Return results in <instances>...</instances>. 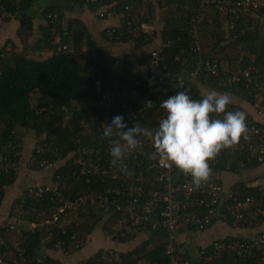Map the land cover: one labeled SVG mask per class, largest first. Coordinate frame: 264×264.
<instances>
[{
    "label": "trees",
    "instance_id": "obj_1",
    "mask_svg": "<svg viewBox=\"0 0 264 264\" xmlns=\"http://www.w3.org/2000/svg\"><path fill=\"white\" fill-rule=\"evenodd\" d=\"M199 1L153 0L146 6L141 4V0H67V3L76 9L87 8L99 20L119 15L117 18L119 24L112 26L115 29L112 36L107 35L105 27L101 36L111 42L131 43L136 50H143L145 45L152 42L154 32L150 30L149 23L154 21L155 12L160 10L158 21L162 27L160 26L156 35L165 45L163 55L167 69L177 71H184L183 66L173 58L179 48L188 44V18L190 14L202 13L203 21L197 23L201 55L216 56L220 61L227 59L232 66L238 59L237 55H234V49L243 48L246 53L240 60L241 67H251V76L260 80L264 86V0H250L245 8L244 5H240V12L237 15L230 16L224 15L217 7L200 9ZM227 1L230 0H224ZM31 5L32 0H20L17 4L12 0H0V21L9 22L17 19L19 25L16 35L21 42L33 34L35 15L30 14ZM66 11L65 5L62 4L49 5L42 10L40 15L44 21V25L40 26L42 36H39L32 47L47 49L50 52L48 56L28 55L27 45L19 51L14 41L9 38L0 46V154L10 156L20 165V156L25 153L23 139L31 132L32 137L34 136V145L43 146L40 153H37L34 147L31 149L26 162L27 169L38 171L39 168H44L41 161L52 157L54 165L49 168L51 177L59 181L58 189L63 198H73L79 190L100 189L103 183L99 179V174H93L89 181L85 182L84 176L79 173L77 155H83L87 160L91 157L96 160L100 156V165L112 160L109 155L112 145L109 141L114 137L104 138L103 135H99L100 132L103 133L104 127L98 128L99 120L90 119L99 107L89 103L97 102L102 92L111 91L114 80L109 77L110 86L102 82L99 90L95 88V82L100 76L103 79L109 76L107 69L102 67V73L99 75L94 68L97 55L103 59L105 65L106 62L85 23L77 17H67ZM98 11L103 15L100 16V13L98 15ZM145 27L149 29L145 30ZM225 41L227 44L223 45ZM63 45L67 48L62 49ZM225 46H228L227 51L222 52ZM139 56L138 63L144 64L146 53L142 57ZM130 80L129 77L124 79L122 75L117 77L119 85H127ZM209 80L211 82L207 83L208 85L204 84L206 87L220 93L226 91L217 87V79L209 77ZM199 82L203 84L202 80ZM244 86L243 81L234 83L229 93L242 97L251 105L264 106V94L255 97L253 93H248ZM149 90L151 96L145 101L151 100L153 104L146 118L142 120L143 128L156 129L159 121L165 118V110L160 107V103L169 95L181 90L173 91L161 85L150 87ZM200 90L201 86H195L187 94L192 99H200L202 97ZM116 92L122 94V97L113 101L112 106L115 110L119 109L122 102L128 108L134 109L145 102L124 94L119 88ZM152 94L156 96L153 97ZM236 110L243 112L240 107L231 103L225 109ZM244 114L245 119L248 118L249 115ZM122 116L124 119L127 118L128 112L122 113ZM82 119H86L91 131L83 127L80 123ZM252 121L264 126L262 121L256 119ZM51 150H54L52 154ZM221 155L220 161L214 167L216 172H236L259 166L264 162L258 161L256 155H250L242 150H235L232 153L225 151ZM17 173L12 170H0V206L7 187L17 181ZM233 189L254 196L264 206V190L259 189L257 185L234 186ZM27 190L28 188L13 201L10 215L15 217L16 223L24 221L28 223V227L16 232L9 224L0 225V237L6 243L19 241L24 250L25 261L20 264H60L58 260L44 255L43 249L57 250L54 242L62 241L65 253L79 250L103 218L104 234L111 235L112 240L117 243L131 240L139 230L149 234V239L130 250L114 251L111 264H143L145 260L147 264H168V259L163 253V240L166 234L160 229L146 227L138 230L122 220L124 219L122 214L99 208L97 203L87 201L76 209L69 223L65 224L61 231V228L54 224L44 223L52 209L59 203L56 197L44 194L34 198L28 195ZM31 223H34V226H30ZM49 233L51 239L44 242ZM75 245L79 247L76 250L73 249ZM102 251L104 249L98 250L78 264H108L101 258ZM259 259H261L259 254L242 258L231 251H222L206 263L257 264ZM199 262L200 259L197 264Z\"/></svg>",
    "mask_w": 264,
    "mask_h": 264
},
{
    "label": "built area",
    "instance_id": "obj_2",
    "mask_svg": "<svg viewBox=\"0 0 264 264\" xmlns=\"http://www.w3.org/2000/svg\"><path fill=\"white\" fill-rule=\"evenodd\" d=\"M12 1L14 4L20 2V0ZM151 1L153 0H141V4L146 6ZM249 1L200 0L199 7L200 9L210 8V6L217 7L224 15L230 16L237 15L240 12V5H244L245 8ZM102 15L103 13L100 12V16ZM202 21V13L190 14L187 28L188 44L179 48L174 55V61L180 63L184 71L167 69L163 55L165 45L161 43L146 52L147 58L144 64L137 63L120 70L118 75H122L124 79L127 77L131 79L127 85H119L118 76L114 79L110 75L107 79L100 76L96 80L97 90L100 89L102 82L110 86L108 79L114 80L111 91L102 92L98 101H95L99 108L90 119L99 120L98 128L105 127L113 116L127 112L128 116L124 121L128 127L133 124L143 127L142 120L146 118L149 108L144 103L137 109L128 108L122 102L119 109L115 110L112 106L113 101L122 97V94L116 92L117 88L139 101H145L151 96L150 87L161 85L173 91L181 90L187 93L193 87L201 86L200 80L208 85L211 82L209 77H213L218 80L216 81L217 87L224 88L225 93H229L234 83L243 81L248 93H253L255 97L264 94L262 82L251 76V67L242 68L240 65V60L246 53L245 49L239 48L235 65L228 67H222L216 57L201 55L197 23ZM105 28L108 36H112L115 32L112 26ZM66 48V45L62 46V49ZM97 56L94 68L101 75V68L106 69V66L103 59ZM135 74L136 76H133ZM152 96L155 97L156 94ZM210 116L219 118V115L215 113ZM85 120L82 119L80 123L86 130L91 131ZM252 120L250 116L245 119L246 138L242 135L234 145L221 149L214 158L208 161L211 169L209 178L198 188L193 187L190 175L184 174L175 166H169L167 161L159 157L150 137L141 135L138 137L141 142L140 146L131 153H125L123 159L116 164L108 162L100 165V156L96 160L93 157L87 160L83 155L76 156V162L80 164L79 173L84 176L85 182H88L93 174L100 175L99 179L103 181L100 189H82L76 192L73 198H63L58 189L59 181L50 175L48 182L30 187L27 192L34 198L44 194L56 197L59 203L52 209L44 223L54 224L57 228H61V231H63L62 227L69 223L71 216L79 206L87 201L95 202L99 208L122 214L124 216L122 220L127 221L133 228L139 230L150 227L163 231L166 234L163 240V253L168 259V264H192L185 245L177 238L180 228L203 230L210 226L216 218L226 221L233 220L242 226H252L264 219V206L254 196L235 189L225 190L217 180V173L214 170L221 159V154L225 151L232 153L235 150H242L250 155H256L258 161H264V126H259ZM144 129L146 131L155 130L154 128ZM99 135L102 136V133L100 132ZM42 146L36 144L33 147L37 153H40ZM53 151L51 150L50 153L52 154ZM41 163L44 169H49L54 165V159L49 157ZM0 170L18 172L19 164L10 156L0 154ZM31 225L34 226V223ZM49 239H51L50 233L45 237L44 242H48ZM53 245L57 250L65 249L62 241H55ZM78 248V245L73 247L74 250ZM222 251H231L242 258L259 254L261 259L257 264H264V233L246 239L226 237L210 241L197 249L199 264H207V261L215 258ZM100 254L103 260L111 264L113 252L104 249ZM24 261L25 253L19 241L6 243L0 237V264H20Z\"/></svg>",
    "mask_w": 264,
    "mask_h": 264
},
{
    "label": "crops",
    "instance_id": "obj_3",
    "mask_svg": "<svg viewBox=\"0 0 264 264\" xmlns=\"http://www.w3.org/2000/svg\"><path fill=\"white\" fill-rule=\"evenodd\" d=\"M56 4H62L66 7V15L67 17L73 18L77 17L81 19L87 28L89 29V32L95 39V41L98 43L100 47L101 54L106 62V69L112 73V78H116L118 76V73L116 72V68L118 67V60L121 55H123L122 52H119V50L123 49L125 46L127 49H130V53H133V50H136L131 43H118L115 45L109 44L102 36L101 32L104 27L106 26H117L118 20L117 18L119 15L115 16H108L106 19L99 20L94 13H91L87 10V8H79L76 9L74 7H71L67 0H32V5L30 7V14L35 15L33 18V34L27 39L25 38V42H21L20 39H18L16 35V31L19 25V22L17 19H12L7 24H4L0 27V42L3 43V39H12L14 43L17 46V49L20 51L23 49V46L26 47V52L28 55L35 54L36 56H46L50 54V52L47 49H40L37 47H32L34 42L37 41L39 36H42L40 26L44 25L43 19L40 17L42 10L49 6V5H56ZM158 10V9H157ZM152 30V29H151ZM3 40V41H2ZM161 42L159 41L157 35L152 40V42L148 45H145L143 50L147 48H154L158 46ZM123 45V46H121ZM133 49H132V48ZM45 50V51H44ZM113 50H115L114 56H113ZM213 50V49H212ZM211 50V51H212ZM108 51V54H107ZM137 54H139V50H136ZM148 50L143 51L146 53ZM141 54V52H140ZM213 55V54H212ZM32 56V55H31ZM115 57V58H113ZM216 57V56H215ZM217 58V57H216ZM116 61V62H115ZM220 61V60H219ZM110 62H113V64H110ZM222 67H227L229 64V61L227 59H223L220 61ZM111 76V75H110ZM205 83L201 84V94L202 96H205L209 91H212V89L206 87L204 85ZM220 93V92H219ZM222 94H226L230 98V103L235 104L236 106L240 107L244 113L248 114L252 119H256L258 121L264 122V106L259 107L255 106V109L253 105L251 106L250 103H248L245 99L242 97L233 95L228 92H222ZM93 101L89 104H93L95 106H98L97 103ZM28 134V133H27ZM25 135L23 139L22 146L24 147L23 150H25L24 154L20 156V165L21 169L26 167L27 162V153L26 150L31 145H28L30 142L33 143L34 146V136L32 137L31 132L28 135ZM20 172V170H18ZM35 172V178L36 175L39 176V174L43 175V178L47 177V172L49 173L50 178V172L46 169L45 172L43 171H32ZM217 173V180L220 184L226 189H233L234 186H254L257 185L259 189L264 190V162L260 164L259 166L250 168V169H243L236 172L232 171H218ZM18 174V173H17ZM37 179V178H36ZM29 178L26 175H18L17 181L7 187L5 190V194L0 206V225L3 224H9V226H12L14 231L20 232L21 228L28 227V223L24 221H17L15 222V217L13 215H10V206L13 203V201L22 194L23 191H25V184ZM31 180V179H30ZM49 180V179H48ZM238 188V187H237ZM104 218L101 219L99 222H104ZM14 223L17 224V226L14 225ZM238 222H235L233 220H223L220 218H216L210 226L203 230H189L187 228H180L177 233V238L180 242H182L186 249L187 253L192 261V264L198 263V256H197V249L200 246L206 245L210 241L217 240L220 238H226V237H237V238H251L256 236L259 233H264V220L257 221L252 226H242L241 224H237ZM32 226V225H30ZM149 234L144 231H136V235L133 236V238L127 242L117 243L116 241L112 240L110 235L104 234L102 230V225L100 223H97V225L94 227L90 235H88L84 245L76 251H72L69 253H65L62 250H52V249H43V254L56 259L60 262V264H78L81 260H85L86 258L92 256L100 249L109 250L111 252L119 251L124 252L126 250H130L132 247H135L145 240L149 239ZM152 244L154 242L152 241ZM143 264H147V261H143Z\"/></svg>",
    "mask_w": 264,
    "mask_h": 264
},
{
    "label": "clouds",
    "instance_id": "obj_4",
    "mask_svg": "<svg viewBox=\"0 0 264 264\" xmlns=\"http://www.w3.org/2000/svg\"><path fill=\"white\" fill-rule=\"evenodd\" d=\"M230 103L226 94L209 91L200 100L190 98L181 91L169 95L160 103L166 116L154 131H146L139 124L128 127L122 115H115L103 128L104 138L110 139L111 162L121 161L125 153H131L140 146L141 135H147L153 142L156 153L184 174L191 176L193 187L198 188L208 180L211 169L208 161L221 149L234 145L244 135L247 125L242 111H225ZM153 101L144 102L151 108ZM215 113L219 118H212Z\"/></svg>",
    "mask_w": 264,
    "mask_h": 264
},
{
    "label": "rangeland",
    "instance_id": "obj_5",
    "mask_svg": "<svg viewBox=\"0 0 264 264\" xmlns=\"http://www.w3.org/2000/svg\"><path fill=\"white\" fill-rule=\"evenodd\" d=\"M159 10V9H158ZM99 11H98V15H99ZM7 15V14H6ZM154 21L153 22H151V23H149V24H151L150 26H151V28H152V32H154V37H153V39L155 38V36H156V33L158 32V30H159V28H160V26L162 27V24L158 21L159 20V18H160V10L159 11H156L155 12V16H154ZM204 18V17H203ZM19 22V21H18ZM8 23V21L7 22H5V21H0V27L1 26H3L4 24H7ZM107 27V26H106ZM149 28L148 27H145V30H148ZM226 38V37H225ZM4 41L6 40V39H3ZM2 40V41H3ZM12 40V39H11ZM226 40V39H225ZM3 41V42H4ZM109 44H111L112 46L113 45H115V44H117L118 45V43H116V42H111V41H108V40H106ZM227 41V40H226ZM223 42L222 44L223 45H226L227 44V42ZM1 44H3V43H1L0 42V46H1ZM150 44V43H149ZM161 44V43H160ZM159 44V45H160ZM148 45V44H147ZM158 45V46H159ZM10 46V45H9ZM121 46H123V45H121ZM126 46V45H125ZM123 47V49L121 50H119V52H122L123 53V55H121L119 58H121V59H119L118 60V67L115 69L116 70V72L115 73H117V72H120V70L123 68V67H125V66H131V65H135V64H137L138 62H139V60H140V56L139 55H141V57L145 54L143 51H145V50H150V48H147V49H145V50H139L140 52H141V54H140V52H139V54H137L136 52H138V51H136V50H133L134 52L133 53H130V49H127L126 47ZM157 47V46H156ZM132 48V47H131ZM155 48V47H154ZM227 48H228V46H225V47H223L222 48V52L223 51H227ZM133 49V48H132ZM239 47L238 48H236V49H234V55L236 54V55H238L237 53H239ZM45 51V50H44ZM114 52H113V56H114V54L115 53H117V52H115V50H113ZM144 53V54H143ZM28 54V53H27ZM107 54H108V51H107ZM32 56H36L35 54H31ZM49 55V54H48ZM48 55H46V56H48ZM42 56V55H41ZM113 58H115V57H113ZM116 62V61H115ZM110 64H113V62H110ZM229 64V63H228ZM107 66V65H106ZM228 66H230V65H228ZM227 66V67H228ZM108 72H109V75H111V76H113L112 75V73H110V71H109V69H108ZM119 74V73H118ZM251 105V104H250ZM252 106V105H251ZM253 107L257 110V109H259V108H256L254 105H253ZM35 143V142H34ZM28 145H31L30 147H28L27 148V150H26V153H28L27 154V156L29 157L30 155H29V152L31 151V149H33V143H29ZM27 157V158H28ZM22 167H21V165H19V170H20V172L18 171V174L17 175H19V176H23V175H26L28 178H29V180L27 181V183L25 184V186H24V188L26 189V188H30V187H33V186H38V185H40V184H44V183H46V182H48V179H49V173L47 172V177H45V178H43V175L42 174H39V176H37L36 175V178H35V172H30L28 169H27V167H25L24 166V168L23 169H21ZM38 171H43V172H45L46 171V169H44V168H39L38 169ZM48 171L49 172H51L50 171V169H48ZM37 172V171H36ZM31 179V180H30ZM100 221H101V219H100ZM100 223V225H102L103 223L102 222H99Z\"/></svg>",
    "mask_w": 264,
    "mask_h": 264
}]
</instances>
